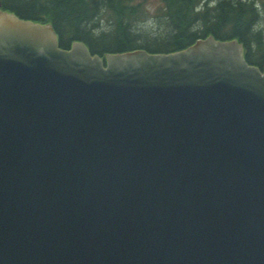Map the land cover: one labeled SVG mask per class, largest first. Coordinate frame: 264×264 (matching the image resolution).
<instances>
[{"label": "water", "instance_id": "95a60500", "mask_svg": "<svg viewBox=\"0 0 264 264\" xmlns=\"http://www.w3.org/2000/svg\"><path fill=\"white\" fill-rule=\"evenodd\" d=\"M0 264H264V67L0 10Z\"/></svg>", "mask_w": 264, "mask_h": 264}, {"label": "trees", "instance_id": "16d2710c", "mask_svg": "<svg viewBox=\"0 0 264 264\" xmlns=\"http://www.w3.org/2000/svg\"><path fill=\"white\" fill-rule=\"evenodd\" d=\"M146 0H0V6L19 18L49 23L58 46L68 49L82 42L91 54L142 49L149 53H171L196 40L236 39L250 65H264V15L256 0H161L156 13L163 17L164 30L155 35L140 32L136 23L147 16ZM109 25L101 29L100 21Z\"/></svg>", "mask_w": 264, "mask_h": 264}, {"label": "rangeland", "instance_id": "374dc122", "mask_svg": "<svg viewBox=\"0 0 264 264\" xmlns=\"http://www.w3.org/2000/svg\"><path fill=\"white\" fill-rule=\"evenodd\" d=\"M256 2L259 8L262 9L264 0H256ZM161 4V0H146L144 2V6L148 14L145 19L139 20L136 23V28L140 30V32H150V35H155L156 33H161L164 30V19L159 13H156ZM260 23H264L263 14H261L260 17ZM100 25L101 29H105L108 27L109 22L103 19L100 21Z\"/></svg>", "mask_w": 264, "mask_h": 264}]
</instances>
